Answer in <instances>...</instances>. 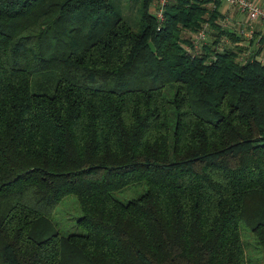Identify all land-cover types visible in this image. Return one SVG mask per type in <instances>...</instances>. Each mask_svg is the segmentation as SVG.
<instances>
[{"label":"trees","instance_id":"1","mask_svg":"<svg viewBox=\"0 0 264 264\" xmlns=\"http://www.w3.org/2000/svg\"><path fill=\"white\" fill-rule=\"evenodd\" d=\"M153 1L0 0V264H245L239 222L264 252L259 48Z\"/></svg>","mask_w":264,"mask_h":264},{"label":"rangeland","instance_id":"2","mask_svg":"<svg viewBox=\"0 0 264 264\" xmlns=\"http://www.w3.org/2000/svg\"><path fill=\"white\" fill-rule=\"evenodd\" d=\"M125 2V0H120ZM35 89V88H34ZM166 94L167 91H165ZM144 190L143 184H129L121 189L112 192V195L124 201L126 199L135 197ZM81 212L74 194L69 193L64 195L55 205L52 213L48 216L52 226L60 236H65L68 233L81 231L76 225V218L80 216ZM240 239L243 244L245 254V264H264V252L256 242L254 235L250 230L239 222L238 225Z\"/></svg>","mask_w":264,"mask_h":264},{"label":"crops","instance_id":"3","mask_svg":"<svg viewBox=\"0 0 264 264\" xmlns=\"http://www.w3.org/2000/svg\"><path fill=\"white\" fill-rule=\"evenodd\" d=\"M252 1L264 7V0ZM206 5L208 7L212 6L211 2H207ZM216 9L220 15L218 22L221 27L223 29L227 28L246 39V41L243 40V42L247 43L249 48L252 47L255 50L259 48L256 53V58L264 62V22L247 19L244 11L238 10L234 6L227 4L224 0H218ZM248 40H250V42ZM224 41L225 39L223 38L222 42ZM236 43L240 44V41Z\"/></svg>","mask_w":264,"mask_h":264},{"label":"built area","instance_id":"4","mask_svg":"<svg viewBox=\"0 0 264 264\" xmlns=\"http://www.w3.org/2000/svg\"><path fill=\"white\" fill-rule=\"evenodd\" d=\"M167 0H154L151 5V10L157 19H161L163 7ZM238 10L244 11L246 18L249 20L263 21L264 22V7L252 0H224ZM204 37L203 30L196 31L192 37V42L197 43Z\"/></svg>","mask_w":264,"mask_h":264}]
</instances>
